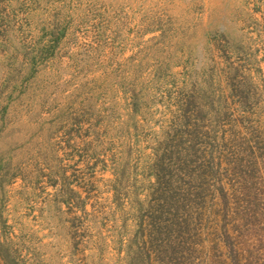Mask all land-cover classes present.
Masks as SVG:
<instances>
[{
    "label": "rangeland",
    "instance_id": "374dc122",
    "mask_svg": "<svg viewBox=\"0 0 264 264\" xmlns=\"http://www.w3.org/2000/svg\"><path fill=\"white\" fill-rule=\"evenodd\" d=\"M0 264H264V0H0Z\"/></svg>",
    "mask_w": 264,
    "mask_h": 264
}]
</instances>
